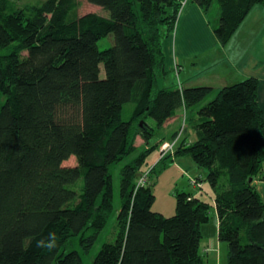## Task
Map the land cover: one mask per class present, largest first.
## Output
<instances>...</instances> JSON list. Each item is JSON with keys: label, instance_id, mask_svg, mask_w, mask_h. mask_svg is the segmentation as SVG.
Segmentation results:
<instances>
[{"label": "trees", "instance_id": "16d2710c", "mask_svg": "<svg viewBox=\"0 0 264 264\" xmlns=\"http://www.w3.org/2000/svg\"><path fill=\"white\" fill-rule=\"evenodd\" d=\"M19 1L0 0V264H84L115 211L111 166L127 157L112 238L91 264H209L200 246L212 208L228 264H264V198L255 183L264 165L259 78L157 87L168 73L164 40L190 0H88L108 16L80 14L81 0ZM192 1L207 13L218 3L209 23L223 45L264 3ZM111 34L114 43L102 49L99 40ZM181 108L194 138L187 125L161 136ZM167 141L174 148L161 160L189 156L213 190L210 201L177 191L169 216L152 208L145 169ZM71 156L77 163L65 165Z\"/></svg>", "mask_w": 264, "mask_h": 264}, {"label": "rangeland", "instance_id": "374dc122", "mask_svg": "<svg viewBox=\"0 0 264 264\" xmlns=\"http://www.w3.org/2000/svg\"><path fill=\"white\" fill-rule=\"evenodd\" d=\"M43 0H20L17 4H33L39 3ZM80 14L87 12H97L103 15H109V11L104 7L97 5L95 3L89 2L88 0H81L80 7L78 9ZM219 13L218 3L210 8V10L205 12L208 15V19L215 21ZM232 51L238 53L245 47L255 49L259 54L264 55V3H257L245 20L242 22L240 27L237 29L232 37ZM114 43L113 34L103 37L99 40V46L104 49L111 46ZM235 48V49H234ZM176 76H177V72ZM101 74H105L104 66H102ZM176 79L178 78L175 77ZM177 81L174 82L177 85ZM168 84L159 79L157 87L167 86ZM134 107L133 102H129L125 105V113L130 111ZM188 130V124L182 119L179 129L182 130L186 127ZM136 129V126H135ZM134 133V132H133ZM157 137H154L151 141L153 144ZM142 138L138 137L136 140L137 146H143ZM164 144L160 146V149H154L153 152L147 158L145 164V169L149 171L148 174V184L151 185L153 192L156 195L155 202L152 208L154 210L160 211L165 215H172L176 212V193L177 191H192L196 193H201L202 196L207 200H212L213 190L206 179L207 170L205 168L196 165L190 157L180 158L173 157V155L161 160V158L168 155L171 149H166L165 152L162 150ZM141 148V147H140ZM135 155L132 154L131 157ZM130 157L124 158L118 163L111 166V172L114 177L115 184V211L113 217L105 229L102 239L96 244L93 254L84 256V264H91L93 260V255L97 253L100 249L101 242L104 239L112 238V229L116 222V215L118 209L122 205V198L120 193V178H121V168ZM161 160V161H160ZM193 162V167L189 166L188 162ZM77 163L76 156H71L70 159L64 162L65 165H75ZM153 169V170H152ZM152 170V171H151ZM201 176L203 178V187H197L191 180L192 178H198ZM205 237L202 239L200 251L209 262V264H228V243L220 241L218 238V215L215 208H212L211 218L209 222L205 223L204 227ZM74 247L80 249V245L76 242ZM81 250V249H80Z\"/></svg>", "mask_w": 264, "mask_h": 264}, {"label": "crops", "instance_id": "0c3cea01", "mask_svg": "<svg viewBox=\"0 0 264 264\" xmlns=\"http://www.w3.org/2000/svg\"><path fill=\"white\" fill-rule=\"evenodd\" d=\"M232 41L230 40L226 45L221 44L205 11L192 0L188 1L181 10L174 33L164 40L168 73L164 76L160 75L158 82L162 79L168 84L163 87L172 86L177 81L184 87L212 85L220 88L249 76H257L260 80L259 101L264 110V55L249 47L234 53L231 47ZM185 112L184 108L179 109L165 124L161 136L169 137L178 130L182 119L185 118ZM185 134L191 139L194 138L191 125L188 124V131ZM173 157L188 158L189 156ZM192 161L188 162L191 168L194 165ZM261 174L263 177L257 178L255 183L264 198V165ZM204 227L205 224L202 225L205 237Z\"/></svg>", "mask_w": 264, "mask_h": 264}, {"label": "built area", "instance_id": "2783aa9c", "mask_svg": "<svg viewBox=\"0 0 264 264\" xmlns=\"http://www.w3.org/2000/svg\"><path fill=\"white\" fill-rule=\"evenodd\" d=\"M188 0H185L184 3H186ZM164 148H162V150L165 152L166 149H171L170 151L173 150L174 148V142H170V141H167L164 143ZM146 181V176L142 177L141 180H140V184H144V182ZM191 182L196 185V186H202V181L199 179V178H192Z\"/></svg>", "mask_w": 264, "mask_h": 264}, {"label": "water", "instance_id": "95a60500", "mask_svg": "<svg viewBox=\"0 0 264 264\" xmlns=\"http://www.w3.org/2000/svg\"><path fill=\"white\" fill-rule=\"evenodd\" d=\"M250 180L253 181V177H251Z\"/></svg>", "mask_w": 264, "mask_h": 264}]
</instances>
